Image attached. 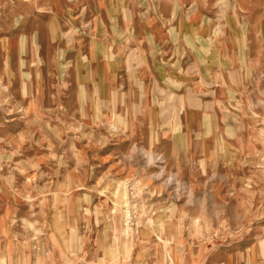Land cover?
Instances as JSON below:
<instances>
[{"label":"rangeland","instance_id":"1","mask_svg":"<svg viewBox=\"0 0 264 264\" xmlns=\"http://www.w3.org/2000/svg\"><path fill=\"white\" fill-rule=\"evenodd\" d=\"M145 1L0 0V264H264V71L216 150L91 94L102 14Z\"/></svg>","mask_w":264,"mask_h":264},{"label":"crops","instance_id":"2","mask_svg":"<svg viewBox=\"0 0 264 264\" xmlns=\"http://www.w3.org/2000/svg\"><path fill=\"white\" fill-rule=\"evenodd\" d=\"M145 2L150 10L130 5L129 15L102 14L108 34L92 40L93 98H109L108 103L124 98L137 103L146 119L156 113V118L174 121L171 125L179 120L188 148L197 139L201 150L223 148L243 124L231 105L234 98H256L252 93L264 71L259 52L264 20L239 13L243 5L238 0L233 15L223 9L228 0ZM120 30L125 34L121 39ZM121 43L123 53L115 54Z\"/></svg>","mask_w":264,"mask_h":264},{"label":"bare ground","instance_id":"3","mask_svg":"<svg viewBox=\"0 0 264 264\" xmlns=\"http://www.w3.org/2000/svg\"><path fill=\"white\" fill-rule=\"evenodd\" d=\"M111 93V92H110Z\"/></svg>","mask_w":264,"mask_h":264}]
</instances>
